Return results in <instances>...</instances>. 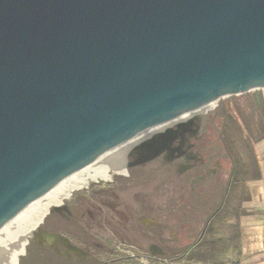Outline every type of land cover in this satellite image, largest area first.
Masks as SVG:
<instances>
[{
  "label": "water",
  "instance_id": "95a60500",
  "mask_svg": "<svg viewBox=\"0 0 264 264\" xmlns=\"http://www.w3.org/2000/svg\"><path fill=\"white\" fill-rule=\"evenodd\" d=\"M254 90L264 0H0V232L131 139Z\"/></svg>",
  "mask_w": 264,
  "mask_h": 264
},
{
  "label": "flooded vegetation",
  "instance_id": "af4514ba",
  "mask_svg": "<svg viewBox=\"0 0 264 264\" xmlns=\"http://www.w3.org/2000/svg\"><path fill=\"white\" fill-rule=\"evenodd\" d=\"M254 100L256 103L259 102L258 94H255ZM234 108L230 103H226L218 105L210 114H208V111H211V109L195 111L197 114L193 115H183L167 125L144 133L130 145L127 143L126 146L124 145L118 151H115V154L121 159V162L115 165L118 170L117 173H124V167L126 169H142L148 165H155L158 169H165V175L169 174L167 178L161 179L153 189L151 195H149V200L154 204L147 205L145 210L147 215L154 213L153 207L155 202L156 204L157 202L164 203L171 199L174 200L179 196L184 201L185 208L191 213L190 223H183L181 235L179 231L174 232V226H165L166 235L164 237L169 236L170 239L169 242L164 243L168 247L166 250L155 245H149L148 252L137 249L138 252L144 254L159 252L166 256L169 252V247L174 242L190 244L206 242L207 239L202 233L204 230H209L212 227H219V224L225 218L223 216L225 213L224 205L226 200L230 198V191H233V188L239 182L247 183L246 180H254L258 177L260 171L259 159L256 153L254 155L256 159L253 168L246 166L243 170L241 166H245L244 163H240V157L237 158L232 152L231 135L235 131V128L230 115L231 111L235 110ZM166 128L170 129L167 135L164 133ZM149 139L151 140L149 147L136 148L130 151L136 144ZM263 140L253 137V141L256 144L252 140H248L247 143H250L253 152H255L259 146V142ZM240 171L242 172L241 178L239 176ZM77 196H80L82 199L87 198L86 192L84 194H77L75 197ZM210 196L216 197L220 203L205 216L202 211L198 210L200 206L192 205L191 200H197L206 205L207 197ZM61 203L62 206L63 202ZM243 203L241 201L236 207L234 217L239 212ZM59 207L54 212L59 214L61 218L66 219L67 217H71L73 221L72 231L79 234L78 224L81 222L82 215H79L78 211L72 213L66 208ZM89 217L90 219L93 218ZM194 218L200 219L201 222L193 220ZM142 223L147 227H154V225L158 224V227H160L162 225L149 219L143 220ZM191 230L192 233H190ZM110 234L111 236L109 237H94L91 239L84 236L86 243L92 248L97 249L95 253L87 254L80 246L81 240L78 238V235L74 233L54 235L50 230L38 229L35 234L29 237L33 241L34 249H23L21 255L27 253V258L24 259L26 261L25 264L27 262L35 264L39 260L43 262L44 256L38 251L42 250L40 246L48 243L56 249L55 254L61 258L67 257L68 261L71 259L69 264H108L112 250H121L123 247L127 248L125 245H115V242L118 241V238L115 236L117 233ZM117 235H121L127 243L133 242L140 247L146 244L137 235H125L122 232ZM43 240L46 242L44 241L43 243ZM60 249L62 251H59ZM33 250H37V253ZM72 257H74L75 261L72 260Z\"/></svg>",
  "mask_w": 264,
  "mask_h": 264
},
{
  "label": "rangeland",
  "instance_id": "374dc122",
  "mask_svg": "<svg viewBox=\"0 0 264 264\" xmlns=\"http://www.w3.org/2000/svg\"><path fill=\"white\" fill-rule=\"evenodd\" d=\"M255 94H258V103L254 100ZM226 103H230L235 107V110L231 111L230 115L235 128V131L231 135L232 152L237 158L240 157V163H244L245 166H241L243 170L246 166L253 168L254 161L256 159L254 155L258 152L257 150L253 152L250 143H247V141H253V137H255V139H264L263 91L254 90L217 99L213 102V105L204 109V111L211 109V111H208V114H210L217 108L218 105ZM253 142L256 144L255 141ZM260 145L261 147H264V140L259 142V146ZM120 162L121 159L114 151L85 168L72 178H87V175L93 176L94 173L103 170L105 167H112ZM155 168V165H148L142 169H126L124 167V173H117V171L109 170V179L104 181L101 179L87 180L84 185L79 188L72 189L67 196L62 197L60 203L63 202V205L59 208H66L72 213L78 211L79 215H82L81 222L78 224L79 234L72 231V218H61L59 214L54 212L55 208L50 209L42 223L39 224V229L50 230V232L54 235L63 233H74L75 235H78V238L81 240L80 246L87 254H93L97 251V249L88 245L84 236L91 239L94 237H109L111 236L110 233L120 234V232L125 235H137L146 243L140 247L133 242H125L121 235L115 234L118 238L115 245H125L127 248L123 247L121 249L126 250L130 254L132 251V254H136L135 251L137 249L148 252L147 250L149 245H155L156 247L166 250L168 247L164 245V243L169 242L170 239L169 236L164 237L166 235L165 226H174V232L179 231L181 235L183 229L182 225L184 222L190 223L191 213L185 208L184 201L179 196L174 200L171 199L164 203L157 202L156 204L155 202L153 207L154 213L147 215L145 212L147 205L154 204L149 200V195H151L153 189L161 181V179H165L169 176V174H164L166 173L165 169ZM241 171L239 172L240 178L242 175ZM72 178L70 177L69 180ZM251 180H246L247 183L239 182L238 185L233 188V191H230V198L226 200L224 205V211L227 215L225 213L223 214L225 218H223V221L219 224V229L221 228L223 231L230 233L231 227H235L234 211L241 201L245 202L248 200V189L252 184L256 183V179ZM65 182L61 183L56 188L62 187ZM55 189L42 197L31 207H34L39 203H43L46 196L50 195ZM80 192H86L87 198L82 199L80 196L75 197ZM219 203V200L214 196L207 197L206 205L203 202L191 200L192 205L200 206L198 210L202 211L205 216H207L209 212L213 211ZM52 206L54 205H51L50 207ZM23 214L14 219L11 222L12 225H10L11 223L8 224L0 232V237L6 238V242L0 244V264H4L8 251L15 248V244L12 241L14 238L12 239V237L15 236V233L24 220ZM66 216L68 215L66 214ZM87 216H91L93 218L90 219V217L88 218ZM147 219L158 222L163 226L160 225V227H158V224L154 225V227H147L142 223L143 220ZM193 220L201 222L198 218H194ZM36 231H33L32 234H35ZM190 233H192V230ZM26 241L24 249H34L31 238H26ZM44 241L45 240H43V243ZM40 247L42 250H39L38 252L43 254L44 259L43 262H40L41 260H39L36 261L35 264H69L71 261V259L68 261L69 259H67V257L61 258L59 255L55 254L56 249L48 243H44ZM33 251H36L37 253V250ZM59 251L62 250L60 249ZM20 255L17 257V264H25L26 261L24 259L27 258V253H24L21 256ZM141 258L144 261L143 263H146V257L142 256ZM72 260L75 261L74 257H72ZM27 264L33 263L27 262Z\"/></svg>",
  "mask_w": 264,
  "mask_h": 264
},
{
  "label": "crops",
  "instance_id": "0c3cea01",
  "mask_svg": "<svg viewBox=\"0 0 264 264\" xmlns=\"http://www.w3.org/2000/svg\"><path fill=\"white\" fill-rule=\"evenodd\" d=\"M257 152L260 172L256 183L248 189V200L235 216V227L230 233L212 227L202 233L206 242H174L166 256L159 252L147 255L137 250V254L123 249L115 252L135 264H264V147L260 145ZM142 256L146 257V263Z\"/></svg>",
  "mask_w": 264,
  "mask_h": 264
},
{
  "label": "bare ground",
  "instance_id": "6f19581e",
  "mask_svg": "<svg viewBox=\"0 0 264 264\" xmlns=\"http://www.w3.org/2000/svg\"><path fill=\"white\" fill-rule=\"evenodd\" d=\"M211 105H213V103H209L207 105H204V106L200 107L196 111L204 110L206 108H209ZM172 121L166 122V123L160 125L159 127L167 125V124L171 123ZM141 135H143V134H141ZM140 136H137V137L131 139L127 143H129V145H130L132 142L135 141L136 138H138ZM127 143L124 144V145L126 146ZM116 151H118V150H116ZM109 170L118 171L115 166L105 167L103 170L94 173L93 176L87 175V178L80 177L79 179H77L76 177L72 178L73 176H75L76 174L81 172L82 171L81 170L78 173H76L75 175L71 176V178H72L71 180H69L70 179L69 178V179H67L68 181L66 180L67 182L64 181L65 183H64V185L62 187L56 188L50 195L46 196L45 201L43 203H39L36 206L29 208V210L26 211L25 214H23L24 220L22 221V224L19 226L17 232L15 233V236L12 237V239L14 238L12 241L15 244V248L14 249H10L8 251V253L6 254L7 257H6V260L4 261V264H16L18 255L23 253V249H24V246L26 244V238H29L31 236L32 232L42 222V220L49 213L51 208H57V207L61 206L62 203L60 205H57V204L60 203V200H61L62 197L67 196L72 189L79 188L80 186L84 185L87 182V180H90V179H93V180L101 179V180L104 181L106 179H109V174H108ZM51 205H54V206L50 207ZM45 213H46V215H45ZM37 223H39V224H37ZM10 225H12V223ZM5 239L6 238H1L0 237V244H3L4 242H6Z\"/></svg>",
  "mask_w": 264,
  "mask_h": 264
},
{
  "label": "trees",
  "instance_id": "16d2710c",
  "mask_svg": "<svg viewBox=\"0 0 264 264\" xmlns=\"http://www.w3.org/2000/svg\"><path fill=\"white\" fill-rule=\"evenodd\" d=\"M83 193L85 192H80L78 194H83ZM108 264H135V263L130 258L119 255L117 252L112 250Z\"/></svg>",
  "mask_w": 264,
  "mask_h": 264
}]
</instances>
